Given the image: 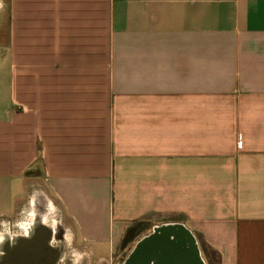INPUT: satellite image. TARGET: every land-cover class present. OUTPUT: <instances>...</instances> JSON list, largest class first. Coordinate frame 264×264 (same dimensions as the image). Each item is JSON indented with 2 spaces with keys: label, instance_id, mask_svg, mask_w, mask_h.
<instances>
[{
  "label": "crops",
  "instance_id": "crops-1",
  "mask_svg": "<svg viewBox=\"0 0 264 264\" xmlns=\"http://www.w3.org/2000/svg\"><path fill=\"white\" fill-rule=\"evenodd\" d=\"M33 189L86 263L143 223L264 264V0H0L10 238Z\"/></svg>",
  "mask_w": 264,
  "mask_h": 264
},
{
  "label": "rangeland",
  "instance_id": "rangeland-1",
  "mask_svg": "<svg viewBox=\"0 0 264 264\" xmlns=\"http://www.w3.org/2000/svg\"><path fill=\"white\" fill-rule=\"evenodd\" d=\"M32 192H34V194H32V195L36 196L35 199L37 202H35L34 198L28 199V201L24 205V207L26 209L23 208L21 213L17 215V220L15 223L16 226L12 228V233H15V235L12 236L11 238L14 239L16 237V235L24 234L25 228H28L29 225H31L30 227H32V225H33L32 230H34V227L35 228L40 227L42 229L48 230L49 233L51 234L52 241L54 242L56 239V237H55L56 232L58 230V225L55 224V222H54V221H56V214L51 213V211H53V209L48 208L47 201L45 200V198H43L42 195H40L39 193L35 194V189H33ZM33 202H35V203H33ZM32 212H33V214H32ZM5 227H6V224L4 225V222H2V219H0V243H2L3 239L5 240L9 237L8 233H7L8 231L6 230L8 228V226H7V228H5ZM151 227H152L151 225L144 227V231H143V234L141 235V237L140 238L138 237L137 239H135L134 240L135 242L133 241L132 243H130L126 247L127 249L125 248L126 250L124 249V247L122 245L117 252L116 259H115L114 263L115 264H122L123 261H125V259L127 257H130V255L134 251L137 243L142 241L140 239H142L143 236H146V235L149 236L154 232V230ZM157 229H159V228H157ZM58 244L61 248L60 240H59ZM58 249H59V247H57V250ZM60 251H61L62 255L59 258L60 262L58 264H91V263H86L87 261L85 262V260H83V259H80L79 254H78L79 252H76V251L69 249L65 245V243L63 244V248H61ZM202 251L204 253V260H206V262H207V259L210 260V264H211L212 259H213V258H211L212 252L208 248H202ZM205 254H206L207 258L205 256ZM92 264H96V263H92ZM212 264H214V263H212Z\"/></svg>",
  "mask_w": 264,
  "mask_h": 264
},
{
  "label": "water",
  "instance_id": "water-1",
  "mask_svg": "<svg viewBox=\"0 0 264 264\" xmlns=\"http://www.w3.org/2000/svg\"><path fill=\"white\" fill-rule=\"evenodd\" d=\"M205 264L194 238L174 226L161 227L139 242L126 264Z\"/></svg>",
  "mask_w": 264,
  "mask_h": 264
},
{
  "label": "flooded vegetation",
  "instance_id": "flooded-vegetation-1",
  "mask_svg": "<svg viewBox=\"0 0 264 264\" xmlns=\"http://www.w3.org/2000/svg\"><path fill=\"white\" fill-rule=\"evenodd\" d=\"M34 236L32 240H27L24 233L16 235L14 239L10 237L3 239L0 243V264H58L60 261L54 259L53 254L57 252V247H59L58 240L63 236L62 230H58L57 239L54 242L50 240L49 231L40 227L35 229ZM146 236L140 240H143ZM128 259L129 257L122 264H126ZM149 264H156V262H150Z\"/></svg>",
  "mask_w": 264,
  "mask_h": 264
},
{
  "label": "trees",
  "instance_id": "trees-1",
  "mask_svg": "<svg viewBox=\"0 0 264 264\" xmlns=\"http://www.w3.org/2000/svg\"><path fill=\"white\" fill-rule=\"evenodd\" d=\"M147 226H148L147 224L141 223V224H137L134 227L130 228L127 231L125 238L123 240V243H122L123 247L126 248L128 246V244H130L135 239L140 237L143 234L144 227H147ZM211 256H212L211 258H213L212 263L218 264L219 263L218 256L216 254H214L213 252H212Z\"/></svg>",
  "mask_w": 264,
  "mask_h": 264
}]
</instances>
